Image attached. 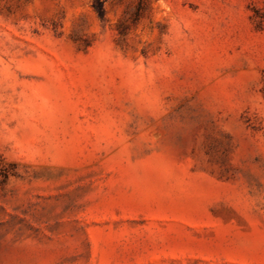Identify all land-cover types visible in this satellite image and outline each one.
<instances>
[{
	"label": "rangeland",
	"instance_id": "obj_1",
	"mask_svg": "<svg viewBox=\"0 0 264 264\" xmlns=\"http://www.w3.org/2000/svg\"><path fill=\"white\" fill-rule=\"evenodd\" d=\"M264 0H0V264H264Z\"/></svg>",
	"mask_w": 264,
	"mask_h": 264
},
{
	"label": "trees",
	"instance_id": "obj_2",
	"mask_svg": "<svg viewBox=\"0 0 264 264\" xmlns=\"http://www.w3.org/2000/svg\"><path fill=\"white\" fill-rule=\"evenodd\" d=\"M254 11H255V17H258L260 20L264 19V14L259 12L258 9H255Z\"/></svg>",
	"mask_w": 264,
	"mask_h": 264
}]
</instances>
